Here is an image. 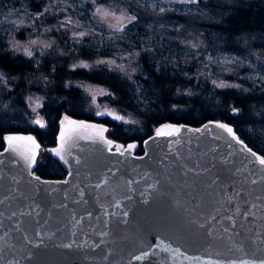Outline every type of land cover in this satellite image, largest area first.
Instances as JSON below:
<instances>
[{"label":"water","instance_id":"95a60500","mask_svg":"<svg viewBox=\"0 0 264 264\" xmlns=\"http://www.w3.org/2000/svg\"><path fill=\"white\" fill-rule=\"evenodd\" d=\"M108 128L60 115L47 151L64 178L34 173L41 145L33 133H4L0 264L264 261V157L233 125L164 122L141 154Z\"/></svg>","mask_w":264,"mask_h":264},{"label":"trees","instance_id":"16d2710c","mask_svg":"<svg viewBox=\"0 0 264 264\" xmlns=\"http://www.w3.org/2000/svg\"><path fill=\"white\" fill-rule=\"evenodd\" d=\"M43 2H32V9L39 11ZM126 2L135 17L130 25L138 29L149 24L164 28L189 26L216 49L244 54L264 48V0H198L197 9L154 11L143 3ZM3 4L0 1L1 10L5 9ZM65 13L57 4L36 18V30H31L34 28L29 22L17 27L13 36L16 40L25 39L30 31V35L51 37L50 48L38 62L36 53L27 56L9 47L10 35L0 28V149L5 132H31L41 150L54 145L58 119L65 112L107 124V135L115 141L138 142L136 154L143 152L144 139L161 123L198 126L209 120L225 121L233 125L247 146L264 157V142L250 132L255 124L264 125V81L250 82L245 69L236 65L225 70L226 64H213L199 72L195 59L159 66L157 58L141 49L135 37L130 43L123 41V47L140 52L132 62L124 60V67H115L104 59H118L119 54L110 46L109 52L101 49L92 34L71 36L75 28L67 26ZM77 60L91 64L73 67ZM134 80L139 83L142 98L148 101L145 110L136 103ZM80 81L103 88L98 101L108 108V114L99 117L95 107L89 108V95L76 84ZM33 171L43 178L66 175L64 167L48 152H40Z\"/></svg>","mask_w":264,"mask_h":264},{"label":"rangeland","instance_id":"374dc122","mask_svg":"<svg viewBox=\"0 0 264 264\" xmlns=\"http://www.w3.org/2000/svg\"><path fill=\"white\" fill-rule=\"evenodd\" d=\"M2 1V0H0ZM4 10L0 9V28L6 30L10 35L7 37L9 47L16 51L23 52L27 56H35V62H38L43 53L48 50L52 44V39L44 35L27 34L23 40L13 38L17 27L29 22L31 30H36V18H41L42 13L51 10L57 4L60 9L64 10L63 19L69 28L74 27L71 36L82 37L92 34L95 36L94 41L101 49L109 52L107 47H111L119 55L118 59L109 57L108 62L117 67L119 64L124 67V63L132 62L139 49L124 50L123 41H133L134 37L139 40L140 48L148 51L151 57L157 58L159 66L180 65L195 59V66L199 72L208 70L213 64H226L225 70H232V65L245 69V76L250 82L262 83L264 81V48L251 49L244 54H236L222 49H216L214 45L206 43L202 34L189 26H175L164 28L160 25L138 29L130 25L133 14L130 13L128 0H3ZM43 2L40 10L35 12L32 2ZM135 4L143 3L150 11L168 9H197L195 4L198 0H129ZM144 7V6H143ZM101 9V13L96 10ZM178 10V11H179ZM106 13V14H102ZM27 18H31L28 21ZM140 30L143 33H140ZM71 48V47H70ZM46 49V50H45ZM72 51V50H71ZM28 53H31L29 55ZM103 57L98 60H102ZM116 60V61H115ZM121 63H117L119 61ZM91 63L87 60H77L73 67H87ZM131 71V70H128ZM135 81V80H134ZM82 87L90 97L89 108L95 107V115L103 116L109 113V110L98 101L103 92V88L94 83L80 81L76 83ZM136 84V103L141 109L148 107V101L142 98V94L137 80ZM5 110V109H3ZM113 114V113H112ZM252 135L258 137L264 142V125L255 124L250 128ZM133 142V141H132ZM136 143L135 150L138 142ZM116 143H121L116 141ZM40 152H48L47 146ZM39 152V155H40ZM136 154V153H135Z\"/></svg>","mask_w":264,"mask_h":264},{"label":"snow or ice","instance_id":"6c2138e0","mask_svg":"<svg viewBox=\"0 0 264 264\" xmlns=\"http://www.w3.org/2000/svg\"><path fill=\"white\" fill-rule=\"evenodd\" d=\"M96 11H97L98 13H101V9H99V8H98ZM102 14H106V13H102ZM132 19H135V17H131V18H130V20H132ZM28 54L31 55V53H28ZM116 118H117V119H120V117H116ZM36 123H37V124H40V121L37 120ZM218 126L221 127V128L226 129L227 132L232 133V129H231L230 127H228L227 125L220 124V125H218ZM6 139H7L9 142H11V141H13V140L21 139V138H20V137H14V136H8V137H6ZM28 139H31V138L29 137ZM129 147H130V148H131V147H134V145H130ZM54 151H56V150H54ZM249 151H251V150H249ZM253 155H255V153H253ZM29 159H31V158H29ZM259 162H260V164H264V158H260ZM254 182H255V181H254ZM261 264H264V261H262Z\"/></svg>","mask_w":264,"mask_h":264},{"label":"flooded vegetation","instance_id":"af4514ba","mask_svg":"<svg viewBox=\"0 0 264 264\" xmlns=\"http://www.w3.org/2000/svg\"><path fill=\"white\" fill-rule=\"evenodd\" d=\"M65 169V168H64ZM67 173V172H66Z\"/></svg>","mask_w":264,"mask_h":264}]
</instances>
